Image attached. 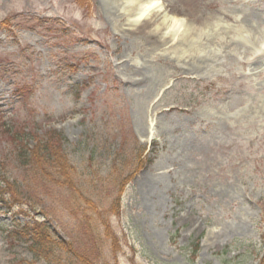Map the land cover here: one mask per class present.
I'll return each instance as SVG.
<instances>
[{
  "label": "rangeland",
  "instance_id": "rangeland-1",
  "mask_svg": "<svg viewBox=\"0 0 264 264\" xmlns=\"http://www.w3.org/2000/svg\"><path fill=\"white\" fill-rule=\"evenodd\" d=\"M103 10L98 0H0V180L4 201L30 204L9 209L0 199V264H46L9 230L27 214L43 216L73 251L86 235L74 185L44 188L41 170L14 159V131L43 139L52 130L74 167L65 172L100 213V233L110 226L97 262L264 264V71L252 72L250 49L219 32L206 45L218 64L187 73L178 50L127 36L136 13L115 23ZM167 10L150 31L188 24L195 11L231 28L252 13L262 34L253 45L264 40V0H173ZM151 74L160 80L150 93ZM18 84L30 91L25 102ZM162 154L173 158L155 170ZM57 258L51 264H70Z\"/></svg>",
  "mask_w": 264,
  "mask_h": 264
},
{
  "label": "bare ground",
  "instance_id": "bare-ground-1",
  "mask_svg": "<svg viewBox=\"0 0 264 264\" xmlns=\"http://www.w3.org/2000/svg\"><path fill=\"white\" fill-rule=\"evenodd\" d=\"M98 1L106 15L110 14L114 17L115 23L121 21L126 15L136 13L137 17L131 21L129 29L131 33L128 34L127 32V36H129L131 40H134L144 37L142 36L144 33L148 40L153 39L154 42H158V39H160L162 45H169L168 50H178L179 53H177L175 57L184 62V64L182 63V67L187 73L192 71L208 73L218 64L219 57H217V55L220 53L213 54L212 52L214 51H211L206 45L212 40H218L220 35L219 32L232 33V39L237 44L239 50H246L248 47L253 48L252 44L262 37L261 33L256 34L254 32L255 30L253 27L255 26L256 21L254 17L255 15L252 13L243 14L241 17L242 19L240 20L236 18L234 20L236 23L235 28H231L226 27V25L218 21L210 22L208 16L195 11L190 14V23L181 24L180 20H176V22L180 24L178 27H175L174 25L167 32L158 34L155 31H150L149 25L161 15L164 17V20H166L169 11L167 8H169L173 0ZM171 20L173 19L171 18ZM239 21L241 22V25H238ZM182 27L184 28L183 30ZM118 38H121V36L118 35L114 37L116 41ZM149 45H151L150 42ZM258 50L259 51L255 49V57H251L249 61L250 70L252 72L255 70L257 73L264 71V65H261V62L264 59V45L258 46ZM261 59L262 61H260ZM148 80V90H150L151 93L152 87L159 82L160 77L158 76L155 78V75L151 74ZM162 128L163 132H165V126L162 125ZM158 129L159 125L157 124L156 130ZM170 158L173 157L171 155L168 156L167 154H162L154 165L155 170L160 169L159 166L169 161L168 159Z\"/></svg>",
  "mask_w": 264,
  "mask_h": 264
},
{
  "label": "trees",
  "instance_id": "trees-1",
  "mask_svg": "<svg viewBox=\"0 0 264 264\" xmlns=\"http://www.w3.org/2000/svg\"><path fill=\"white\" fill-rule=\"evenodd\" d=\"M55 130L50 131V136L53 135ZM46 136H49L46 134ZM45 137L43 139L39 138H28V142L21 144L19 138H15V152H13L14 159L16 162L27 168H32L36 170H41L36 173L37 180L42 181L41 184L44 188L53 189V186L58 188L73 187L76 188V192L79 193V198L73 204L74 209H78L81 203L85 205L86 216L84 219V225L82 228L85 229L86 235L82 239L78 235L75 237L78 241L80 247L79 251H73V244L69 240H65L55 235L54 232L43 222H33L32 224H26L23 230L19 231L23 237H27V242L29 243V249L31 253L39 259H42L46 264H51V261L58 262L61 258H57L60 254L65 255L69 260L70 264H109V263H99L95 260L98 259V252L102 249L105 239L112 238L110 233L109 225L104 223V237L99 231V226L94 223L93 214L96 217H100V213H96L94 206L90 205L88 198L83 195V192L79 190L71 177L70 172H65V170L74 169L72 164L69 163L66 155L62 153V147L58 146V142H61V139H58V135L55 138ZM61 137V136H60ZM38 139V140H36ZM64 140V138H62ZM19 143V144H16ZM53 161V162H52ZM56 163L58 172L56 175L50 174L44 167L45 163L51 164ZM140 162L135 167V171L140 168ZM52 175V178H51ZM72 189V188H71ZM81 202V203H80ZM78 203V204H77ZM117 212L118 207L116 208ZM92 211V214H87V212ZM113 211H115L113 209ZM98 212V211H97ZM116 212V213H117ZM92 249L90 253H95L94 258L86 257V253H83V249ZM79 249V248H78ZM55 263V262H54ZM67 264V263H66Z\"/></svg>",
  "mask_w": 264,
  "mask_h": 264
}]
</instances>
